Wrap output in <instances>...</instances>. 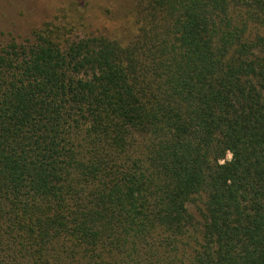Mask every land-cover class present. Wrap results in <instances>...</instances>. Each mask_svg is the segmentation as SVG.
I'll list each match as a JSON object with an SVG mask.
<instances>
[{"label":"trees","instance_id":"1","mask_svg":"<svg viewBox=\"0 0 264 264\" xmlns=\"http://www.w3.org/2000/svg\"><path fill=\"white\" fill-rule=\"evenodd\" d=\"M113 3L0 44V264H264V0Z\"/></svg>","mask_w":264,"mask_h":264},{"label":"rangeland","instance_id":"2","mask_svg":"<svg viewBox=\"0 0 264 264\" xmlns=\"http://www.w3.org/2000/svg\"><path fill=\"white\" fill-rule=\"evenodd\" d=\"M82 0H0V44L12 40L22 41L31 37L35 30L51 22L64 7L83 20L81 31L88 30L113 33L128 27L131 20L127 12L114 6V0H83L85 4L77 5ZM122 1V0H121ZM136 0H123L133 2ZM76 4V5H75ZM82 4V3H81ZM109 5V6H106ZM76 6L78 10L76 9ZM70 7L74 9L70 10ZM86 7V8H82ZM105 8L112 10L106 13ZM230 159V158H229Z\"/></svg>","mask_w":264,"mask_h":264}]
</instances>
